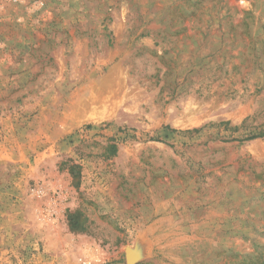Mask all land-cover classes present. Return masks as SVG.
Here are the masks:
<instances>
[{
	"label": "rangeland",
	"instance_id": "obj_1",
	"mask_svg": "<svg viewBox=\"0 0 264 264\" xmlns=\"http://www.w3.org/2000/svg\"><path fill=\"white\" fill-rule=\"evenodd\" d=\"M259 132L264 0H0V264H264Z\"/></svg>",
	"mask_w": 264,
	"mask_h": 264
},
{
	"label": "trees",
	"instance_id": "obj_2",
	"mask_svg": "<svg viewBox=\"0 0 264 264\" xmlns=\"http://www.w3.org/2000/svg\"><path fill=\"white\" fill-rule=\"evenodd\" d=\"M239 126H235V129H237ZM225 128L226 129H231L232 127H230V122L229 121H227L226 123H225ZM200 129H197V128H195V129H192V130H186V131H182V130H177V129H171V131H173V132H178V133H181V134H183V133H192V132H197V131H199ZM264 133H250L249 135H247L245 138H243V139H240L241 141L242 140H247V139H254V138H257V137H259V136H262ZM117 146L116 145H113L112 146V152L113 153H116L117 152Z\"/></svg>",
	"mask_w": 264,
	"mask_h": 264
}]
</instances>
